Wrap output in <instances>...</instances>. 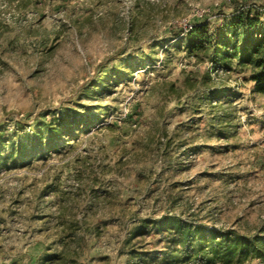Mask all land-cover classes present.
<instances>
[{
    "label": "rangeland",
    "instance_id": "1",
    "mask_svg": "<svg viewBox=\"0 0 264 264\" xmlns=\"http://www.w3.org/2000/svg\"><path fill=\"white\" fill-rule=\"evenodd\" d=\"M237 10L264 0H0V264H206L209 231L264 247V94L182 38ZM186 80L177 107L163 84ZM49 125L56 150L7 170Z\"/></svg>",
    "mask_w": 264,
    "mask_h": 264
},
{
    "label": "trees",
    "instance_id": "2",
    "mask_svg": "<svg viewBox=\"0 0 264 264\" xmlns=\"http://www.w3.org/2000/svg\"><path fill=\"white\" fill-rule=\"evenodd\" d=\"M261 12L264 11L237 10L219 32H210L207 23L189 26L182 37L188 53L198 60L204 59L209 63L211 70L215 71H224L231 62L247 66L250 72L249 80L253 83V91L264 94V18H261ZM208 80H210L209 77L205 78V83H208ZM163 85L166 88V95L177 102L175 106L181 107L185 104V102H178L186 92L190 91L192 87L190 80H186L184 87L181 88H177L174 82ZM98 119L99 116L94 121ZM52 128V125L43 127L46 130L45 136L41 134V131H35L34 138L28 146L23 142L14 144L11 147L12 154L1 159L4 167L11 170L17 164L29 162L34 157H42L45 147L56 150V136L60 132ZM179 227L181 229L183 225L180 223ZM223 236L219 241L213 242L215 237L211 231L208 232L207 237L212 239V243L205 259L206 264H230L233 260L241 262L254 256L264 257V247L256 246L255 240L239 235L232 239Z\"/></svg>",
    "mask_w": 264,
    "mask_h": 264
}]
</instances>
